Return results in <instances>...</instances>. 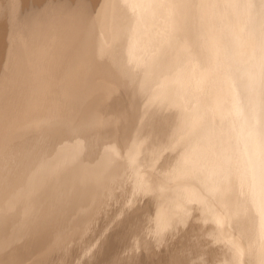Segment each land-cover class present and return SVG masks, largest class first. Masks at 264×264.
<instances>
[{
  "label": "bare ground",
  "instance_id": "6f19581e",
  "mask_svg": "<svg viewBox=\"0 0 264 264\" xmlns=\"http://www.w3.org/2000/svg\"><path fill=\"white\" fill-rule=\"evenodd\" d=\"M168 4L0 18V264H264V0Z\"/></svg>",
  "mask_w": 264,
  "mask_h": 264
},
{
  "label": "rangeland",
  "instance_id": "374dc122",
  "mask_svg": "<svg viewBox=\"0 0 264 264\" xmlns=\"http://www.w3.org/2000/svg\"><path fill=\"white\" fill-rule=\"evenodd\" d=\"M3 1V2H2ZM14 1V2H13ZM16 1V2H15ZM19 0H12V2H11V0H9V2H8V0H7V2H6V0H0V2H2L3 4H1L0 5V18H3L2 19V21H7V17L9 18V16H11V12H12V16L14 17V20L13 19H10L9 18V22H11V23H17L19 20H20V14L24 11V6H25V8H26V4L28 3H30V0H22L20 3H17ZM41 1H46V0H41ZM8 3H10V4H12V3H14V4H12V5H9ZM25 3V4H24ZM165 3H166V6H168L169 4V0L167 1V0H165ZM3 5H4V7L7 5V7H5V9L6 10H4V7H3ZM17 5H19V6H17ZM21 5H24V6H21ZM8 6H9V8H8ZM11 6V7H10ZM22 8H21V7ZM3 7V8H2ZM170 7V5L167 7V8H169ZM16 9H17V12H16ZM19 9H21V11L19 10ZM1 10H4L3 12L1 11ZM15 10V11H14ZM169 9H167V11H168ZM10 12V13H9ZM15 12V13H14ZM14 13V14H13ZM16 14V15H15ZM5 15H7L6 17H5ZM17 16L16 18H15V16ZM19 16V17H18ZM5 17V18H4ZM13 17H11V18H13ZM6 19V20H5ZM13 22H12V21ZM169 20H170V18L168 19V21H167V23L169 24L170 22H169ZM166 23V24H167ZM164 26V25H163ZM167 28V27H166ZM165 28V29H166ZM158 38H160V39H158ZM153 39V37L152 38H150L149 39V41L147 42L148 44H149V42H151L149 45L147 44V43H145V44H147L146 46H147V48H146V50H145V48H144V53H148V52H145V51H148V50H150V51H153L155 48H156V46L155 45H157V43L158 42H160L159 40H162L163 39V36H162V39H161V36L160 37H155V39H153L154 40V42L153 41H151ZM157 40V41H156ZM152 44V45H151ZM159 44V43H158ZM145 46V45H144ZM150 46V47H149ZM149 47V48H148ZM149 51V52H150ZM144 56H145V54H144ZM142 57V56H141ZM140 57V58H141ZM144 57H142V59H143ZM135 63V61H133V63L132 64H134ZM131 64V65H132ZM133 70V68L131 69V71ZM130 71V72H131ZM134 71V70H133ZM133 71L131 72V73H133ZM135 73V72H134ZM128 78V77H127ZM130 78V77H129ZM126 80H128V79H126ZM130 81H131V78H130ZM130 81H129V83H130ZM118 86H116V87H114V89L116 88V90H112V91H110V92H118L119 90H120V88L118 87ZM101 89V88H100Z\"/></svg>",
  "mask_w": 264,
  "mask_h": 264
}]
</instances>
